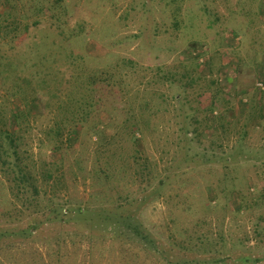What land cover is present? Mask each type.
<instances>
[{
	"label": "rangeland",
	"instance_id": "rangeland-1",
	"mask_svg": "<svg viewBox=\"0 0 264 264\" xmlns=\"http://www.w3.org/2000/svg\"><path fill=\"white\" fill-rule=\"evenodd\" d=\"M52 1L0 0V114L41 103L19 133L36 201L0 171V264H264V0ZM75 80L97 104L57 151Z\"/></svg>",
	"mask_w": 264,
	"mask_h": 264
},
{
	"label": "trees",
	"instance_id": "trees-1",
	"mask_svg": "<svg viewBox=\"0 0 264 264\" xmlns=\"http://www.w3.org/2000/svg\"><path fill=\"white\" fill-rule=\"evenodd\" d=\"M67 0H53L52 5H54V9H62L65 7V3ZM100 2L101 0H97ZM38 10H41V7L38 6ZM180 13H176L175 17L178 19ZM59 21L61 19L57 18ZM76 29L78 33L84 34L85 27L82 25L81 21L77 22ZM93 34V33H91ZM84 43L86 45L87 41L83 38ZM82 52V51H81ZM83 53V52H82ZM71 54L81 56L80 51L75 52L72 51L67 53V57L70 58ZM201 55H196L195 58L199 61ZM202 62V61H201ZM201 62L195 64L196 66H200ZM204 63V62H203ZM6 74L5 71H2V75ZM87 82L86 84L96 83V79L91 74H87ZM42 83L40 87L47 88L48 82L46 79H41ZM29 82V81H28ZM80 80H75V85L72 90V94L70 95L71 103H62L59 104L55 115L51 119V124L47 128L49 133L48 136L55 133L51 138L53 139L56 146L54 150L57 148H61V145L58 144V141H62L61 136L64 134V131H68L70 137L68 141H71L76 137V131H78V126L84 123L85 120L91 117V112L96 107L97 102L92 101L90 96L92 95L89 90L82 88L79 90L80 85H76ZM83 82V81H82ZM70 87V85L68 86ZM37 88H35L36 90ZM27 96L29 91L25 90L24 86L19 85L17 89L11 90L12 96L23 95ZM39 94V93H37ZM56 96H58L56 94ZM40 97H32L29 101H27L21 110L20 108H10V113L3 116L0 114V118H5L6 121H0V171L3 173L6 181L8 182V188L10 194L16 198L17 200L23 199V205L28 204L29 201H36L35 198H32L31 195H39L40 194V184L39 179L33 174L32 166L27 163L28 157L24 155V152L20 149V131L22 130V126L24 123V116H31L33 111L39 110L41 107V103H39ZM46 104H43L45 107L49 106L50 98L44 99ZM62 102V100H61ZM128 123H130V127L133 128L132 138L137 139V132L140 131V124L138 121L134 120L133 116L128 117ZM109 121H112L111 118H100L99 121L94 123L91 128H95L97 131H94L95 134L102 136L106 126L109 125ZM134 122V123H133ZM28 124V123H27ZM105 127V128H104ZM58 136V137H57ZM72 138V139H71ZM137 140H134L137 142ZM53 150V151H54ZM58 151V150H57ZM53 174L50 173L49 178H51ZM32 193V194H31ZM31 194V195H30ZM61 210V209H60ZM81 216H85L81 211L78 212V215H73V217L69 218L70 220L78 221ZM38 219V218H37ZM37 219H35L37 221ZM65 219L60 218V221L63 222ZM130 223H127V225ZM37 226V225H34ZM131 229L136 234V236L140 237L142 240H146V235L140 231V228L136 225H132ZM34 229H31L33 231Z\"/></svg>",
	"mask_w": 264,
	"mask_h": 264
},
{
	"label": "built area",
	"instance_id": "built-area-1",
	"mask_svg": "<svg viewBox=\"0 0 264 264\" xmlns=\"http://www.w3.org/2000/svg\"><path fill=\"white\" fill-rule=\"evenodd\" d=\"M260 85L262 86L263 84L261 83Z\"/></svg>",
	"mask_w": 264,
	"mask_h": 264
}]
</instances>
